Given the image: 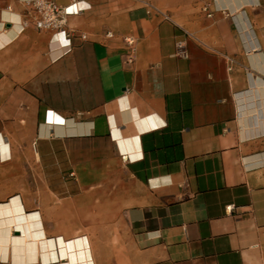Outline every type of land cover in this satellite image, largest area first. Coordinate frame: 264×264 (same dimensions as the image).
I'll return each instance as SVG.
<instances>
[{
	"label": "crops",
	"instance_id": "obj_1",
	"mask_svg": "<svg viewBox=\"0 0 264 264\" xmlns=\"http://www.w3.org/2000/svg\"><path fill=\"white\" fill-rule=\"evenodd\" d=\"M33 1L0 0V264H264V0H79L53 54Z\"/></svg>",
	"mask_w": 264,
	"mask_h": 264
},
{
	"label": "built area",
	"instance_id": "obj_2",
	"mask_svg": "<svg viewBox=\"0 0 264 264\" xmlns=\"http://www.w3.org/2000/svg\"><path fill=\"white\" fill-rule=\"evenodd\" d=\"M145 5H147L146 2H143ZM82 2L79 0H70V4L67 6H59L54 2L50 1H44V0H35L33 1L34 10L36 12L35 17V27L39 31L43 32H50L52 33V40L49 46V53L53 54L54 48H53V41L54 38L60 34L65 33L67 44L63 45L67 52H70L72 49L71 41L72 36L69 35L66 31L67 26V20L68 17L78 15L85 10H87V7L81 6ZM72 6H78V8L71 12L69 9ZM202 11L207 13L208 17L212 16V13L209 12V6L203 5ZM107 38H114L115 34L112 31H108L106 34ZM83 39H86V36H82ZM123 41L126 45V58L128 63H133L135 60V54H136V48H137V40L136 38L132 36H127L123 38ZM61 52V55L65 54V51H62V49H58V52Z\"/></svg>",
	"mask_w": 264,
	"mask_h": 264
},
{
	"label": "bare ground",
	"instance_id": "obj_3",
	"mask_svg": "<svg viewBox=\"0 0 264 264\" xmlns=\"http://www.w3.org/2000/svg\"><path fill=\"white\" fill-rule=\"evenodd\" d=\"M69 11H70V9H69ZM65 44H67V41H66L65 33L63 32V33L58 34L54 38L53 48H57L60 45H65ZM60 53H61L60 51L57 52V54H55L54 57H57L58 55H60ZM12 204H14V201L12 203H10L9 205L1 207L3 209V212H4V217L0 219V258H2V259H5L6 251L9 249V247L15 248V245L17 244V241L10 234L11 233V227H12L13 223L24 222L28 219V218H23V217H20L18 215H15L14 214L15 207L13 208ZM1 213L2 212H0V216H1ZM25 217H27V216H25ZM30 237H31L30 239H32V240H38L37 237H40V235L34 234V238H33L32 234H30ZM28 239H29L28 237L23 238V240H25V241H27ZM39 242L40 241L38 240V243ZM41 249L43 250V245L41 248L39 246L37 247L38 254H40V252L42 251ZM23 250H25V249H23ZM29 250H33V248H31ZM34 250H35V248H34ZM87 252H88V250H86V248H84V246H83L82 251L80 250V254H79L80 260H79L78 264H91L90 263L91 261L90 262L88 261L90 255H88ZM13 257H14V259L16 258V256H13ZM10 259H12V256L10 257Z\"/></svg>",
	"mask_w": 264,
	"mask_h": 264
}]
</instances>
